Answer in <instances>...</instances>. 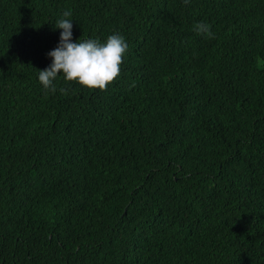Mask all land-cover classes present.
<instances>
[{
  "label": "trees",
  "instance_id": "16d2710c",
  "mask_svg": "<svg viewBox=\"0 0 264 264\" xmlns=\"http://www.w3.org/2000/svg\"><path fill=\"white\" fill-rule=\"evenodd\" d=\"M66 10L104 91L39 83ZM0 264H264V0H0Z\"/></svg>",
  "mask_w": 264,
  "mask_h": 264
},
{
  "label": "clouds",
  "instance_id": "9594fccd",
  "mask_svg": "<svg viewBox=\"0 0 264 264\" xmlns=\"http://www.w3.org/2000/svg\"><path fill=\"white\" fill-rule=\"evenodd\" d=\"M183 3L188 5L190 0H183ZM71 14L70 10L64 11L53 27L54 30H62L59 44L47 53L52 63L44 70H37L39 83L46 93L55 92L53 81L62 74L67 82H76L89 90L104 91L120 75V65L128 45L118 34L109 36L104 43L92 39L72 42L73 21L68 19ZM210 28L201 22L195 25L194 31L211 39L214 33Z\"/></svg>",
  "mask_w": 264,
  "mask_h": 264
}]
</instances>
